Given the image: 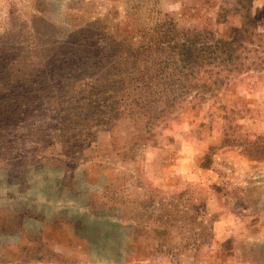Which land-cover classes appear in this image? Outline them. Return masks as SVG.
Masks as SVG:
<instances>
[{"label":"rangeland","instance_id":"374dc122","mask_svg":"<svg viewBox=\"0 0 264 264\" xmlns=\"http://www.w3.org/2000/svg\"><path fill=\"white\" fill-rule=\"evenodd\" d=\"M227 1L0 0V264H264V69L151 134L132 95L103 108L97 70L71 68L87 22L90 55L135 45L151 6L227 40ZM250 12L264 31V0Z\"/></svg>","mask_w":264,"mask_h":264},{"label":"trees","instance_id":"16d2710c","mask_svg":"<svg viewBox=\"0 0 264 264\" xmlns=\"http://www.w3.org/2000/svg\"><path fill=\"white\" fill-rule=\"evenodd\" d=\"M220 1V12L225 14L229 1ZM231 1V9L240 12L242 20L232 27L227 40L205 27H180L172 15L151 6L149 10L145 8L150 19L145 27L149 28L142 30L135 45L110 35L90 55L86 45L94 40L97 34H91L99 30L100 23L92 21L69 40L74 46L73 58H66L71 60V68L75 62L79 64L74 69L78 80L87 76L85 72L92 70L93 76L97 70L105 97L99 103L101 107H112L117 96L124 101L132 95L135 108L130 116H146L145 126L151 133L158 119H172L184 108H193L211 97L213 101L217 90L229 85L237 75L264 69V31L252 20V0ZM202 71L208 73V83L199 82Z\"/></svg>","mask_w":264,"mask_h":264}]
</instances>
